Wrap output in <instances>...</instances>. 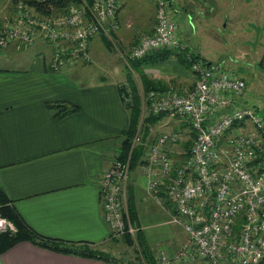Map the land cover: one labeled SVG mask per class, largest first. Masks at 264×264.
<instances>
[{
	"label": "crops",
	"instance_id": "1",
	"mask_svg": "<svg viewBox=\"0 0 264 264\" xmlns=\"http://www.w3.org/2000/svg\"><path fill=\"white\" fill-rule=\"evenodd\" d=\"M187 3L171 0V17L182 12V26L176 21L179 38L201 57L188 42L194 31L188 25ZM155 22L152 0H119L114 19L108 21V34L100 32L91 38L88 51H95L91 44L100 38L105 45H97V54L116 47L139 89L144 76L157 81L160 91H184L193 85L194 75L182 56L158 61L148 58L139 65L138 75L131 63L134 60L126 58L140 37L153 31ZM28 49H34L29 58L25 57ZM50 54L51 46L42 40L28 46L12 41L0 52V209L16 213L37 235L77 249L101 250L117 260L64 253L21 240L0 251V264H125L128 258L112 253L110 242L115 239L102 217L99 183L104 171L118 159L129 127L124 94L130 89V74L123 77L109 65V80L90 81L86 73L91 57L88 62L50 71ZM55 102L75 109L55 118V109L48 106ZM185 125L191 133L184 121L164 116L152 132H143L140 145L144 153L130 169L125 197L133 202L139 228L155 255L159 249L175 251L186 233L182 226L169 222L175 213L173 205L167 200L159 205L150 197L145 153L162 131H180L184 137ZM165 149L176 163L182 159V150L175 153L168 145ZM223 264L232 263L226 259Z\"/></svg>",
	"mask_w": 264,
	"mask_h": 264
},
{
	"label": "built area",
	"instance_id": "2",
	"mask_svg": "<svg viewBox=\"0 0 264 264\" xmlns=\"http://www.w3.org/2000/svg\"><path fill=\"white\" fill-rule=\"evenodd\" d=\"M156 22L150 34L131 47L129 60L152 51H181L194 75L184 90H150L143 97V112L164 114L184 121L191 129L188 150L176 163L165 146L178 143L180 131H162L145 153L147 191L155 203L169 201L175 210L172 223L182 226L186 238L172 253L159 249L156 264L201 261L203 264H256L264 256V123L255 110L242 104L246 81L219 64L197 58L180 40L171 17V0H152ZM119 0H79L63 12L37 13L18 1L0 28V52L15 41L28 46L42 40L51 46L50 71L88 62L89 41L108 34ZM125 102L131 98L126 90ZM154 125H149L152 132ZM238 128L236 132H232ZM137 131L133 145L140 142ZM130 155L116 159L99 183L102 217L111 236L134 235L126 211L125 195ZM12 221L0 212V234L14 233Z\"/></svg>",
	"mask_w": 264,
	"mask_h": 264
},
{
	"label": "rangeland",
	"instance_id": "3",
	"mask_svg": "<svg viewBox=\"0 0 264 264\" xmlns=\"http://www.w3.org/2000/svg\"><path fill=\"white\" fill-rule=\"evenodd\" d=\"M188 1L190 3H187L188 9H186L191 15L188 25L192 26L194 31L193 36L188 40L190 46L195 48L201 57L221 65L229 73L246 81L242 104L254 109L256 116L264 123V0ZM11 8V0H0V25L10 14ZM173 18L182 26V12L179 11ZM99 43L105 45L100 38L94 39L91 44L92 50L95 51L89 52V58L91 57L92 61L87 66L88 79L90 81H98L101 78L109 80V74H107L110 71L109 65L112 70L117 69L123 77L128 76L130 68L124 62L126 59L120 51L116 47L113 50L105 48L104 54L98 55L96 47ZM33 50H26L25 57H32ZM172 56L179 58L178 55ZM261 60L262 66L259 65ZM144 111L146 114V108ZM238 130L236 128L232 132ZM183 132L185 136L178 143L168 145L169 149L175 153L184 150L183 143L192 137L186 125ZM112 238L120 239L121 236ZM110 243L114 247L112 253L121 255L126 260L128 258L129 261L135 258L134 247L127 246L120 240H112Z\"/></svg>",
	"mask_w": 264,
	"mask_h": 264
},
{
	"label": "trees",
	"instance_id": "4",
	"mask_svg": "<svg viewBox=\"0 0 264 264\" xmlns=\"http://www.w3.org/2000/svg\"><path fill=\"white\" fill-rule=\"evenodd\" d=\"M18 1H21L23 4L28 5L32 7L37 13L42 15H50V14H56L59 12H63L67 9V7L72 3H78L79 0H11L12 6L15 5ZM12 9V8H11ZM3 24V22H2ZM2 24L0 25V28L2 27ZM172 55H178L182 56L183 61L186 63V65L189 67V62L185 59V55L181 51H172L167 49H160L155 50L147 54L145 57L141 59H137L134 61H131L132 66L137 72L138 75V67L142 62L147 61L149 58H154L155 61L162 60L164 58H167ZM197 58H201L203 60H206L200 56L195 55ZM207 62H210L206 60ZM131 67V69H133ZM128 85L130 87L131 91V98L128 103L125 102L126 107L129 109L130 114V123L129 127L124 133V140L122 145V151L118 157L120 160H125L130 155V168L134 165V160L141 157L144 153L145 148L141 146L140 142L133 145V139L139 129L141 133L148 131L149 125H154L159 120H161L165 115L164 114H153L151 112H148L145 114L143 112V97L150 91V90H157L160 91L157 87V81L150 80L146 77L141 76V90L139 89V86L137 82L134 80V78L129 75L128 79ZM124 96L126 97L127 94L125 93ZM124 97V98H125ZM50 109H55V112H53L55 118H59L61 115H63L68 109L74 110V106L68 107L67 104L64 103H49L48 104ZM190 145V140L183 143V147L185 150H188ZM126 211L127 215L129 217V221L132 226L136 228L134 235H130L128 233H125L121 236L120 240L122 243H124L127 246H132L135 248L136 256L133 260H128L125 264H156L155 258H154V252L151 249L150 245L147 243L143 231L139 228L138 219H137V212L136 208L133 204V202L130 201V199L127 197L126 200ZM1 214L12 221L16 227V231L14 233H2L0 234V251H4L7 248L13 246L15 243L21 240H29L34 243H37L38 245L49 248L52 250L64 252V253H75V254H81L84 256L89 257H97L103 260H110V261H116L117 259L115 257L110 256L109 253L92 249L89 247H83V248H75L73 246H69L66 243L62 242L61 240H55L50 238H45L40 235H37L34 233L25 223L24 221L14 212L10 210H6L5 208L0 209ZM113 239V238H112ZM79 250V251H78ZM256 264H264V256L256 263Z\"/></svg>",
	"mask_w": 264,
	"mask_h": 264
},
{
	"label": "water",
	"instance_id": "5",
	"mask_svg": "<svg viewBox=\"0 0 264 264\" xmlns=\"http://www.w3.org/2000/svg\"><path fill=\"white\" fill-rule=\"evenodd\" d=\"M259 65L262 66V60L260 61Z\"/></svg>",
	"mask_w": 264,
	"mask_h": 264
},
{
	"label": "bare ground",
	"instance_id": "6",
	"mask_svg": "<svg viewBox=\"0 0 264 264\" xmlns=\"http://www.w3.org/2000/svg\"><path fill=\"white\" fill-rule=\"evenodd\" d=\"M111 237H113V236H111Z\"/></svg>",
	"mask_w": 264,
	"mask_h": 264
}]
</instances>
